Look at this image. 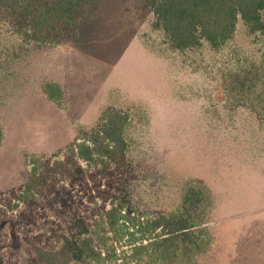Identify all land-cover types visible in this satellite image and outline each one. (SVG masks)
<instances>
[{"label": "rangeland", "instance_id": "1", "mask_svg": "<svg viewBox=\"0 0 264 264\" xmlns=\"http://www.w3.org/2000/svg\"><path fill=\"white\" fill-rule=\"evenodd\" d=\"M58 1L0 9V193L27 183L33 157L64 163L109 108L121 109L130 117L129 165L117 178L129 205L169 213L185 191L202 186L213 244L200 264H264V37L240 20L218 50L203 41L176 51L153 26L147 0H87L76 30L58 43L25 42L28 13ZM46 82L63 88L60 103L47 98ZM29 195L14 199L19 208L7 217L40 199ZM69 203H43L30 226L2 222L0 264H33L34 247L59 251L77 242L86 227Z\"/></svg>", "mask_w": 264, "mask_h": 264}, {"label": "trees", "instance_id": "2", "mask_svg": "<svg viewBox=\"0 0 264 264\" xmlns=\"http://www.w3.org/2000/svg\"><path fill=\"white\" fill-rule=\"evenodd\" d=\"M29 3L30 0H0V9L19 11ZM86 3L87 0H59L28 13L30 19L22 32L24 41L58 43L65 31L76 30ZM147 5L156 17L153 26L164 33L176 51L199 48L203 41L218 50L233 38L240 20L251 35L264 37V0H147ZM44 92L56 103L63 99V88L56 83L46 82ZM129 123L127 112L109 108L89 136L77 139L64 163L54 164L52 157H33L27 183L0 193L1 202V197L6 196L0 224L9 218L7 228L33 225L42 204L51 201H69V208L75 210L77 205L80 211L72 214L73 218L80 215L86 227L77 242L67 243L59 251L34 247L33 264H73L75 260L83 264H200L210 251L211 218L202 213L206 200L202 186L185 191L179 206L169 213H140L129 205L127 192L121 191L124 177L117 178L118 173L126 175L122 169L129 165ZM4 138L0 124V148ZM79 161L87 166L84 171ZM62 165H67L68 170H63ZM30 193L40 199L27 202L28 207L17 217H7V212L19 208L14 199L28 200ZM85 202L89 208L83 209ZM93 216L94 232L88 226Z\"/></svg>", "mask_w": 264, "mask_h": 264}]
</instances>
